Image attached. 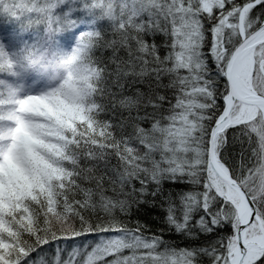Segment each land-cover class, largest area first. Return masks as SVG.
I'll list each match as a JSON object with an SVG mask.
<instances>
[{
    "label": "snow or ice",
    "instance_id": "snow-or-ice-1",
    "mask_svg": "<svg viewBox=\"0 0 264 264\" xmlns=\"http://www.w3.org/2000/svg\"><path fill=\"white\" fill-rule=\"evenodd\" d=\"M0 21V264H264V0Z\"/></svg>",
    "mask_w": 264,
    "mask_h": 264
},
{
    "label": "trees",
    "instance_id": "trees-1",
    "mask_svg": "<svg viewBox=\"0 0 264 264\" xmlns=\"http://www.w3.org/2000/svg\"><path fill=\"white\" fill-rule=\"evenodd\" d=\"M0 23H2V21H0ZM159 214L158 210L157 209H147V207L145 206L144 209H142L141 213H140V216H139V219L141 221H151L152 218L154 216H157ZM137 217L134 215L133 216V220H135ZM153 230H156L155 229V225H153ZM169 242L171 243H174V244H177V245H182L183 244V241L178 238V237H175V236H167L166 237Z\"/></svg>",
    "mask_w": 264,
    "mask_h": 264
}]
</instances>
